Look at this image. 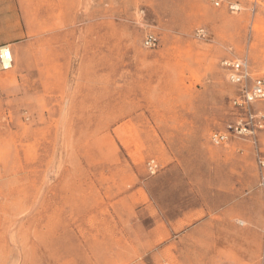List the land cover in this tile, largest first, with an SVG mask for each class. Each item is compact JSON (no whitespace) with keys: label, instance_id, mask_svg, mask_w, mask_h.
I'll return each instance as SVG.
<instances>
[{"label":"rangeland","instance_id":"obj_1","mask_svg":"<svg viewBox=\"0 0 264 264\" xmlns=\"http://www.w3.org/2000/svg\"><path fill=\"white\" fill-rule=\"evenodd\" d=\"M228 1L29 0L0 71V264H264L252 145L210 141L236 118L222 61L264 66V0Z\"/></svg>","mask_w":264,"mask_h":264},{"label":"built area","instance_id":"obj_2","mask_svg":"<svg viewBox=\"0 0 264 264\" xmlns=\"http://www.w3.org/2000/svg\"><path fill=\"white\" fill-rule=\"evenodd\" d=\"M214 8L226 6L232 13L240 11V5L228 0H205ZM198 38L204 39L207 33L204 29L196 32ZM160 45L159 38L154 34H147L143 40V46L152 50ZM13 64V54L9 46H0V68L9 70ZM226 72L230 84L238 88V96L232 101L236 110V118L227 124L223 130L211 135L210 141L215 147L227 145L232 140L250 142L255 155L258 171V187L264 193V150L259 147V136L264 132V66L256 76L252 75V69L247 57L225 59L221 63ZM149 171L154 174L157 165L148 163ZM264 235V221L262 225ZM264 260V254H263Z\"/></svg>","mask_w":264,"mask_h":264},{"label":"crops","instance_id":"obj_3","mask_svg":"<svg viewBox=\"0 0 264 264\" xmlns=\"http://www.w3.org/2000/svg\"><path fill=\"white\" fill-rule=\"evenodd\" d=\"M28 3L29 0H0V46H9L13 54L12 67L9 70L0 68L1 72H9L15 67V49L29 35L26 24ZM64 18L62 23H65Z\"/></svg>","mask_w":264,"mask_h":264}]
</instances>
